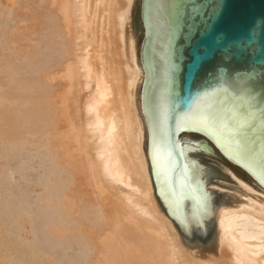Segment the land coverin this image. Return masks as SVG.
Here are the masks:
<instances>
[{"label": "bare ground", "instance_id": "bare-ground-1", "mask_svg": "<svg viewBox=\"0 0 264 264\" xmlns=\"http://www.w3.org/2000/svg\"><path fill=\"white\" fill-rule=\"evenodd\" d=\"M6 1L4 2L6 3ZM28 1L27 3H29ZM44 1L51 7V9L47 8L50 9V12L42 8L45 10V14L48 13V16L45 15L44 17H49L52 23L48 22L51 25H49V31L45 27L46 31H43L48 33L46 36L48 44L51 42L53 48H55L53 53L55 52L54 54L56 55L57 53L59 54V51L61 53L60 57L58 55L60 59L56 58L58 60L54 66L56 64L59 65L56 68L47 66L48 62H46V65L40 62L39 51L34 54L32 44L31 46L29 44L32 48V51L29 50L31 54L26 57L27 60L24 59L27 62L25 66L22 64L24 61L19 56L16 59L19 57L20 61L19 59L18 61L20 63L22 61L23 67L17 61L16 64L21 66L12 68L15 66L14 60L12 59V66L9 61L11 59L9 55L8 57L5 55L6 60L0 61L2 62L0 63V141L4 142L7 140L5 141L6 143L8 142L7 144H27L30 134H34V138L35 135L36 138L39 135L45 141L44 143L50 145V147L48 145V148L52 150L53 160L56 161L58 158V160L60 159L63 162L60 165L64 164V170L60 166H55L53 160L54 164L51 162V177L57 182L55 185L48 187V194L43 190L47 194L43 202L52 199L54 201V198L61 200V202L54 210V213H47L46 217L50 219L49 222L42 224H46L51 229L55 228L57 234L60 233V235L70 233L76 244H79L77 247L87 242L91 246L89 248L93 249V256H91L90 260L88 259L90 262L87 264H176L174 255L181 254L183 256L186 255V252L183 251V248L175 249L174 237L176 236L171 225L172 219L157 195L148 157L149 134L142 109V91L146 74L141 60V49L145 39V26L140 48V65L136 62L132 37L127 39V52L124 50V42L126 40L124 30L125 26L129 25V9L132 0H122L125 5L124 8L120 4L121 0H97V2L94 0L96 2L95 6L99 5L100 17L103 19L101 25L103 24V28L106 29L102 34L103 38H101L105 46V49L101 48V53L104 51L105 53L98 56L97 68L93 66L92 57L88 50L89 42L85 23L88 0H43V3ZM14 2H11L12 5ZM5 8L3 9L2 7V10L5 11ZM0 14L2 15V12ZM44 17L42 16V18ZM28 18L31 19L32 16ZM46 20L48 21V19ZM45 23L47 24V22ZM35 25L37 26V24ZM5 26L8 25L3 24L0 20V37L2 39H5L2 37V34L5 33L3 32L4 28H6ZM36 26L35 28H37ZM43 26L41 27L43 28ZM42 28L39 31L41 30L43 33ZM18 31L17 34L13 35L12 39L20 37L19 41L24 40L26 33H28L27 30L24 31L22 28L19 31L20 35H18ZM45 34L41 35L44 36ZM37 36H39L38 38L41 37L40 34H37ZM73 40L74 43L79 40V43L76 41L79 47V52L76 54L78 56L76 57L74 55L77 53V49H75L74 53ZM25 41L29 43L27 42L28 40ZM42 44L45 45L46 42ZM37 45L36 47L39 46ZM74 45L77 46L76 44ZM3 46L5 45L2 44ZM29 46H26L27 48H24L25 46L22 47L26 51ZM50 48L52 47L48 49ZM18 49L22 50L21 48ZM46 52L48 53V50ZM24 54L27 53L25 52ZM51 57L53 58L52 55L48 56V59L52 60ZM45 58L47 60L46 56ZM50 65L53 64L50 63ZM59 69L61 73L55 74ZM40 76L45 79L50 77L51 80L59 78L68 84L67 88L66 90L63 88L61 92L57 93L59 90L55 91L54 87L48 86L49 84L41 86L42 84L40 85L38 81ZM139 81L140 98L138 105H136L135 89ZM58 86L60 85L58 84ZM79 88H81V91H79ZM83 91L87 92L85 101L83 99L85 94ZM77 92L84 93L82 94L84 101V103L82 102L83 110H80L83 111L81 113L84 114V120L83 123L79 122L80 126L75 121L77 115L79 116L77 109L74 108V106L79 104L78 95L76 96ZM50 102H52V105ZM57 122L64 125L59 130L56 127ZM189 132L194 131L179 132L176 135L175 142L180 144L184 163L186 165L194 163L197 166L207 193L214 222L211 244L206 250L197 248L195 252L199 254V252L206 251L209 255L203 260L207 261L208 264H264V187L255 180L256 184H254L260 189L259 192H261L262 196L258 197L250 186L232 176L236 182L237 193L235 195L237 200L235 199V204L233 206L220 205L214 210L212 194L208 189V180L206 179L204 167L193 156L196 151H203L201 152L203 154H205L204 151L210 152V154L212 152L204 140L198 138L199 142H197L188 139L186 136H188ZM16 140H20V142ZM37 142L40 144V141ZM65 169L68 173L65 172ZM44 181L39 182L43 183ZM37 185L36 183L35 189H40L39 185L42 184L39 183V187ZM88 187H92L95 190L96 196L94 195V198L96 199L94 202L97 201V205H95L99 208L95 209V205L92 206L89 202L87 204L82 203L81 212L79 211L80 213L74 216L73 211L75 213V206L79 203H76V200L79 197H87L88 201H90L91 192L88 191ZM42 189L45 188L43 187ZM42 189L40 192H43ZM40 192L38 191L37 194ZM39 195L41 196V193ZM154 198L162 208L164 215L159 212V207ZM39 201L38 203L40 204L41 202ZM22 202L27 203L26 200ZM7 204L6 190L0 180V264H10L14 258L17 262H20L18 259L22 260V264H52L53 262L49 263L51 260L46 262V258H42L44 253L47 252L49 254L48 250L43 253L38 249L37 245L29 244L24 240L28 238V231L31 232L29 235L34 237L29 226L27 227L29 230L27 229L28 231L26 232V229H22L24 228L22 227L24 226V219H26L24 217L27 216L24 215V210H27L26 206L28 205L25 204L26 206L24 207V204L20 203V212L13 220L12 228L9 229L6 224L8 219L6 214ZM42 209L40 210L42 211ZM153 214L156 215L161 225L153 219ZM172 223L174 222L172 221ZM27 225L29 224L26 223ZM31 225L33 226V224ZM21 230L25 232L22 233L23 236L21 238L24 235H27V238L20 239ZM38 231L40 230L38 229ZM42 231L44 230L42 229ZM44 233L45 238L48 240L49 237H46V234H49L47 232ZM42 235L44 236V234ZM167 237H169V241ZM48 242L50 243V241ZM172 242L173 246L171 245ZM45 243L46 245L49 244ZM62 243L66 244L65 242ZM69 248L70 252H73L75 247L70 245ZM63 249L62 247L61 250ZM68 252L67 254H71ZM82 253H80L82 255L81 259L84 258ZM50 254L52 255V253ZM56 254L54 253V255ZM48 257L47 259H49ZM61 258H56L55 260ZM66 258L68 257L66 256ZM179 259H181L180 256ZM9 260L11 261L9 262ZM84 261L86 262L85 259ZM17 262L13 260L14 264H17ZM177 262L179 261L177 260Z\"/></svg>", "mask_w": 264, "mask_h": 264}, {"label": "water", "instance_id": "water-1", "mask_svg": "<svg viewBox=\"0 0 264 264\" xmlns=\"http://www.w3.org/2000/svg\"><path fill=\"white\" fill-rule=\"evenodd\" d=\"M140 21L143 36L144 26L146 31L142 109L157 195L180 233L204 243L214 225L207 193L175 138L198 132L188 135L264 187V0H143ZM18 163L20 154L9 166ZM41 165L34 169L37 179L44 174ZM16 174L12 169L10 176ZM0 180L4 184L1 173ZM4 189L10 229L25 198ZM33 229V245L46 252ZM70 257L81 264L76 248Z\"/></svg>", "mask_w": 264, "mask_h": 264}, {"label": "rangeland", "instance_id": "rangeland-1", "mask_svg": "<svg viewBox=\"0 0 264 264\" xmlns=\"http://www.w3.org/2000/svg\"><path fill=\"white\" fill-rule=\"evenodd\" d=\"M4 1H6V0H0V12H2V15H1V21L3 22V24H6V25H8V26H5L6 28H4V30H3V32H5L4 34H2V37L3 38H5V39H2L1 37V39H0V45H1V47H0V61H4V60H6V56L8 57V55L11 57V59H9V61H10V63L12 64V66H13V63H14V65L15 66H13L12 68H15L16 66H21L22 64L25 66L26 64H27V62H25V60L24 59H26V57H29V55L31 54V53H29V52H31L32 51V48L34 49L33 50V52H34V54L35 53H37L38 51H39V55H40V58H41V60H40V62H43V63H45V65H46V62H48V64H47V66H50V67H56L57 68V66L59 65V64H56V66H54V64H55V62L57 63V60L58 59H60L59 57L61 56V53H60V51H59V54L57 53V55L56 54H54L53 53V51H55L54 49L55 48H53V44H51V42H50V44H48V42H47V38H46V36H47V32H44L43 30H45L44 29V27L49 31V29H50V24L52 23L51 22V20L49 19V17L48 18H46L48 15V13H46L45 14V10L44 9H47L48 7H49V4H46L47 2L46 1H44V3H43V0L41 1V0H15V2H14V0H7L6 1V3L4 2ZM10 1V2H9ZM16 1H17V3H16ZM24 1V2H23ZM27 1L29 2V3H27ZM32 1V2H31ZM42 3H41V2ZM141 1L142 0H132V3H131V6H130V9H129V25H127V26H125V32H124V34H125V37H126V40H125V42H124V50H125V52H127V39H128V37H132L133 38V40H134V51H135V56H136V62H137V64L138 65H140L139 64V57H140V48H141V44H142V41H143V31H142V25H141V21H140V6H141ZM2 2H4V3H2ZM11 2H14V4L12 5V3ZM40 3V5H39V3ZM46 2V3H45ZM88 2V8L86 9V18H85V23H86V29H87V33H88V38H87V40H88V42H89V46H88V50H89V53H90V56L92 57L91 59H92V61H93V66L94 67H96L97 68V62H98V56L99 55H101V54H103L104 55V53H105V51L103 52V53H101V48L102 49H105V46H104V42L101 40V38H103L102 37V34H103V32H104V30H106L105 28H103V24L101 25V22L103 21V19H102V17H100V9H99V5L98 6H95L96 5V2H97V0H96V2H94V0H88L87 1ZM19 3V4H18ZM32 3V4H31ZM4 4V5H3ZM21 4V5H20ZM25 4V5H24ZM120 4L123 6L122 8H124L125 7V5L123 4V1L121 0L120 1ZM6 5V6H5ZM9 5V6H8ZM15 5V6H14ZM27 5V6H26ZM35 5V6H34ZM38 5V6H37ZM24 6V7H23ZM95 6V7H94ZM102 7H103V5H101ZM2 7H3V9L5 8V7H7V8H5V11L4 10H2ZM29 7V8H28ZM30 7H31V9H30ZM35 7V8H34ZM40 9H39V8ZM11 8V9H10ZM13 8H14V10H13ZM21 8V10H19ZM36 8H38V9H36ZM42 8H44V9H42ZM50 9H51V7H49ZM9 9V10H8ZM29 9V10H28ZM35 9V10H34ZM50 9H47L46 11L47 12H50L49 10ZM26 11V13H25V11ZM28 10V11H27ZM34 13H33V12ZM39 11V12H38ZM52 11V10H51ZM9 12H11L10 14H9ZM21 12V13H20ZM43 12V13H42ZM6 13V14H5ZM17 14V15H16ZM44 14V15H43ZM10 15V16H9ZM21 15V16H20ZM44 17L45 15H47L46 17H44V18H42V16ZM6 16V17H5ZM13 18H12V17ZM20 16V17H19ZM25 16H27V17H29L30 16V18H31V16H32V18L31 19H27V17H25ZM35 16H36V18H35ZM50 16V15H49ZM14 17H16V18H14ZM39 17V18H38ZM19 18V19H18ZM22 18V19H21ZM7 19V21H5V20ZM35 19V20H34ZM42 19V20H41ZM44 19V20H43ZM46 19H48V21L46 20ZM10 20V21H9ZM12 20V21H11ZM18 20V21H17ZM31 20V21H30ZM35 22H34V21ZM50 20V21H49ZM24 21V22H23ZM13 22V23H12ZM15 22V23H14ZM22 22V23H21ZM34 22V23H33ZM45 22H47V24L45 23ZM48 22L50 23V24H48ZM17 23V24H16ZM40 25H39V24ZM43 23H45V24H43ZM27 24V25H26ZM35 24H37V26L35 25ZM42 24V25H41ZM15 25V26H14ZM34 25V26H33ZM43 25H46V26H48V27H46V26H43ZM50 25V26H49ZM23 26V27H22ZM32 26V27H31ZM35 26L37 27V28H35ZM41 26H43V28L41 27ZM17 27H18V29H17ZM24 27H28L27 29L26 28H24ZM31 27V28H30ZM22 28H23V30L25 31V30H27V32L28 33H26L27 35H26V38L24 39V40H22V41H19L20 39V37L18 38V39H16V38H14V39H12V37H13V35H15V34H17V30H19V31H21L22 30ZM42 28V31H43V33L45 34L44 36H42L41 34H43L42 32H41V30L39 31V29H41ZM29 29V30H28ZM36 29H38V30H36ZM15 30V31H14ZM18 31V35H20L19 32ZM31 31V32H30ZM32 31H35V32H33L32 33ZM37 31H38V33H37ZM46 31V30H45ZM40 32V33H39ZM8 33V34H7ZM7 34V35H6ZM37 34H40V38H38L39 36H37ZM7 37H6V36ZM12 35V36H11ZM34 35V36H33ZM36 35V36H35ZM11 36V37H10ZM29 36V37H28ZM9 37V39H7ZM43 37H45L43 40H42V38ZM67 37H68V35H67ZM30 38V39H29ZM38 38V39H37ZM69 38V37H68ZM3 40H4V42H3ZM25 40H28L27 42H29V43H26V41ZM32 40V41H31ZM38 40V41H37ZM41 40V41H40ZM45 40V41H44ZM34 41V42H33ZM40 41V42H39ZM76 41H78V43H79V40H76ZM76 41H75V43H74V40L72 41L73 43H72V47H73V52L75 53V49H77L76 51H77V53H75V55H74V57H76V56H78V55H76V54H78V43H76ZM31 42V43H30ZM46 42V44L44 45V44H42V43H45ZM2 44L3 45H5V46H3L2 47ZM8 44H12L11 45V47H10V45H8ZM14 44V45H13ZM28 44V45H27ZM29 44H30V46H31V44H32V48L29 46ZM39 46H41V45H43V46H41V47H39ZM41 44V45H40ZM74 44H76L77 46H75ZM35 47H34V46ZM36 45L38 46V47H36ZM50 45V46H49ZM52 45V46H51ZM17 46V47H16ZM22 46H25L24 48H27L26 46H29V48L28 49H26V51H25V49H23V47ZM74 46H75V48H74ZM5 47V48H4ZM16 47V48H15ZM47 47V48H46ZM49 47H52V48H50V49H48ZM8 48H12V49H8ZM18 48H21L22 50H20V49H18ZM31 48V49H30ZM13 49H15V50H13ZM39 49H41V50H39ZM44 49V50H43ZM3 50V51H2ZM9 50H12V51H9ZM29 50H31V51H29ZM37 50V51H36ZM46 50H48V53L46 52ZM52 52H50V51ZM6 51V52H5ZM14 51V53H12ZM36 51V52H35ZM27 53V54H24V53ZM45 52V53H44ZM50 52V53H49ZM57 52H58V50H57ZM2 53H4V54H2ZM9 53H12V54H14L13 56H11L12 54H9ZM21 54V55H20ZM3 55V56H2ZM6 55V56H5ZM23 55V56H22ZM24 55H25V57H24ZM43 55H44V57H43ZM53 56V58L55 57V59H53L52 57V60H49L48 59V56ZM54 55H56V56H54ZM58 55H59V57H58ZM17 56H19L20 57V59H22L24 62L22 63V61H21V63L19 62L20 61V59H19V57L16 59V57ZM45 56L47 57V60H46V58H45ZM12 57H14V58H12ZM24 57V58H23ZM56 58H58L57 60H56ZM2 59V60H1ZM14 60V62L12 63V61ZM18 59H19V61H18ZM37 59H39V58H37ZM43 59V60H42ZM16 60V61H15ZM27 60V59H26ZM46 60V61H45ZM56 60V61H55ZM17 61H18V63H20L19 65L18 64H16L17 63ZM45 61V62H44ZM2 62H0V63H2ZM39 62V63H40ZM25 63V64H24ZM50 63L51 64H53V65H50ZM59 63V62H58ZM41 65H42V63H40ZM1 65V64H0ZM23 65H22V67H23ZM29 65V64H28ZM47 66H44V67H47ZM60 70V69H59ZM59 70L57 71V73H55V74H60L61 73V70H60V72H59ZM47 71V70H46ZM50 71V70H49ZM48 71V72H49ZM47 72V73H48ZM43 73V72H42ZM41 73V74H42ZM40 74V75H41ZM39 80V84L41 85V86H47V84H49L48 86H50L51 88H55V91L56 90H59L57 93H59V92H61L62 90H63V88H65L64 90H66V88H67V83L66 82H63V80H61V79H57V80H55V78L53 79V80H51L50 79V77H48V78H41V76L38 78ZM43 81V82H41V81ZM61 80V81H60ZM47 81V82H46ZM50 82H51V84H50ZM53 82H55V83H53ZM57 82H59V83H57ZM52 83H53V86H52ZM58 84L60 85V86H58ZM63 84H64V86H63ZM57 88V89H56ZM58 88H61V89H58ZM81 88H79V91H81L80 90ZM139 89H140V81L138 82V85H137V87H136V105H138V101H139V98H140V96H139ZM84 92V91H83ZM83 92H77V94H76V96H77V100H78V103L80 104H78V106H79V109H78V106H74V108H76L77 110V113L79 114V116L77 115V118L76 119H78V120H76L75 119V121H77L76 123H77V125H81L80 123H83V120H84V114H82L81 112H83V111H80L81 109L83 110V103H84V101H85V97L87 96V92L85 91L84 93L86 94H84ZM82 94H84L83 96H82ZM80 97V98H79ZM82 97H83V99H84V101H83V99H82ZM82 99V100H81ZM81 102V103H80ZM83 102V103H82ZM52 102H50V104H51ZM52 105V104H51ZM80 106H81V108H80ZM80 111V112H79ZM83 116H82V115ZM82 117V119H80L81 117ZM80 122V123H79ZM59 126V127H58ZM62 126H64L63 124L61 125V124H59L58 122H57V128H58V130L60 129V128H62ZM31 135H33L32 136V138H31ZM39 136V135H38ZM38 136H37V138H38ZM56 136V135H55ZM57 137V136H56ZM188 139H190V140H193V141H197V142H199V140H198V138L197 137H194V136H186ZM28 140H29V142L27 143V144H23V143H21V144H7L5 141H7V140H2V141H4V142H1L0 141V147H3V148H1L0 150V173H1V176H2V178L4 179V185H5V187L6 188H8V190H12L13 192H16V194L17 193H19L20 194V197L22 198H25V200H26V202L27 203H24V204H27L28 206H26L27 207V213H28V215L26 216V217H24V218H26V219H28V217H29V219L28 220H26V219H24L25 220V222L26 223H28L29 225H27L26 226V223L24 222V226H22V227H24V228H22V229H26L25 230V232L26 231H28L30 228H31V230H34V229H32V227L33 228H35L36 229V231L38 232V234L40 235V236H43L42 234H44V236H43V238H42V240H44L45 242H47V243H49L48 241H50V243L48 244V245H46V243H45V245H46V251L48 250V253L49 254H47V252L46 253H44L43 255H44V257H42V258H46V262H49V260H51V262H49V263H52V264H59V261H60V264H72L71 263V261H72V258L69 256L70 254H67V251H71L70 250V245H71V247L73 246V247H77V245H79V244H76V242L73 240V237L72 236H70L71 234L69 233H66V235L65 234H61L60 235V233H58L57 234V232L55 231V228H53V229H51V228H49L48 226H46V224L49 222V218L48 217H46L47 216V213L49 212L50 214H52V213H54V210L57 208V206H58V204H60V202H61V200H57V199H55L54 198V201H53V199L52 200H50V201H45V202H43L44 201V199L47 197V194H48V187L49 186H53V185H55V183L57 182V181H55L54 180V178H52L51 177V171H50V169H51V162H55V166H57V167H61V169L62 170H64V164H62V165H60L61 164V160L59 159L58 160V158H57V160L55 161V160H53V156H52V150H50V148H48V143H44L45 141L43 140V139H41V137L39 136V138L37 139L36 138V135H35V138H34V134H30L29 136H28ZM58 138V137H57ZM40 139V140H39ZM47 139H48V137H47ZM55 139V138H54ZM35 140H36V143H35ZM17 142H20V140H16ZM37 141H40V144L37 142ZM42 141V142H41ZM6 143V144H5ZM43 143V144H42ZM39 144V145H38ZM42 144V145H41ZM4 145V146H3ZM38 145V146H37ZM41 145V147H39ZM32 146V147H31ZM43 146V147H42ZM45 146V147H44ZM7 147V148H6ZM49 147H50V145H49ZM44 148V149H43ZM47 148V149H46ZM3 149V150H2ZM37 149V150H36ZM39 149V150H38ZM48 150V151H47ZM39 151V152H38ZM43 151H46V152H44L43 153ZM201 152H203V151H196V152H194L193 153V156L202 164V166L204 167V170H205V173H206V179L208 180V189L211 191V194H212V199H213V209L215 210V208H217V207H220V205H228V206H233L235 203H234V201H236L237 199V196L235 195L237 192H236V182H235V180H234V178L233 177H235L236 179H238V180H240V181H242L243 183H245V184H247L248 186H250L251 188H252V191L258 196V197H262L261 196V192H259V188L251 181V180H249L248 178H246L240 171H238V170H236V169H234V168H231L230 166H228L227 164H225L220 158H218L216 155H214L213 153L212 154H210V152H205L204 151V153L205 154H203V153H201ZM45 153H46V156H45ZM50 153V154H49ZM54 153V152H53ZM18 154H20V163H18L17 165H16V167H14V168H12V169H14V171L17 173L15 176H13V177H11L10 175H11V171H12V169L10 168V166H9V163H10V160L11 159H13V158H15ZM21 155H23V156H21ZM44 155V156H43ZM48 157H49V159H48ZM53 160V161H52ZM3 161V162H2ZM59 161H60V163H59ZM54 162H53V164H54ZM59 163V164H58ZM63 163V162H62ZM40 164H42L41 166H43V172H44V176L43 177H41V179H37L36 178V176L35 175H33V174H35L34 173V169L37 167V166H40ZM58 164V165H57ZM11 169V170H10ZM58 169H60V168H58ZM61 170V171H62ZM62 172H64V171H62ZM65 172L66 173H68L67 172V170L65 169ZM63 173V174H65L66 175V173ZM26 175H33V176H31V177H29V178H27L26 177ZM47 176H49V177H47ZM233 176V177H232ZM47 178V179H46ZM45 180V181H44ZM39 181H44L43 183L42 182H39ZM41 183L42 185H43V187L45 188V189H47V190H45V189H42L43 187H42V185H39V183ZM53 182V183H52ZM36 183L40 186V189L39 188H36L35 189V185H36ZM52 183V184H51ZM8 185V186H7ZM37 185V186H38ZM48 185V186H47ZM31 186H33L32 188H31ZM36 186V187H37ZM38 186V187H39ZM46 186V187H45ZM10 187V188H9ZM42 187V188H41ZM89 189H88V191L89 192H91L90 194H91V196H89V199H90V201H88V198L87 197H79L80 198V200H79V198L76 200V203L77 202H79V203H77L76 204V206H75V213H74V211H73V215L75 216L76 214L78 215L80 212H81V210H82V203L84 204H87L88 202L89 203H91L92 204V206L93 205H97V201L96 202H94V200L96 199V198H94L95 196H96V192H95V190L92 188V187H88ZM41 189H42V191L43 192H40L41 191ZM94 191H93V190ZM17 190V191H16ZM20 190H21V192H20ZM35 191H39L40 193H41V196L39 195L40 193H38L37 194V192L35 193ZM95 192V193H94ZM21 193H22V195H21ZM43 193H44V195H43ZM92 194H93V197H92ZM95 195V196H94ZM254 195V194H253ZM36 196V197H35ZM92 198H94V199H92ZM43 199V200H42ZM87 199V200H86ZM92 199V200H91ZM236 199V200H235ZM40 200V201H39ZM84 200V201H83ZM154 200H155V198H154ZM38 201L39 202H41L40 204L38 203ZM58 202V203H57ZM155 202H156V204L158 205V202H157V200H155ZM46 204H48V205H46ZM51 204H52V206H51ZM54 205V206H53ZM56 205V206H55ZM77 205H79L78 207H77ZM96 205L94 206V207H96ZM39 206V207H38ZM52 207V208H51ZM77 207V208H76ZM158 207H159V212L161 213L162 212V214L164 215V213H163V211H162V208L158 205ZM31 208V209H30ZM42 209V211L40 210V209ZM51 208V209H50ZM97 208H99L98 206L95 208V209H97ZM30 209V210H29ZM39 209V211H37ZM76 209H77V212H76ZM6 211L8 212V210L6 209ZM80 211V212H79ZM41 212H43V213H41ZM20 214H22V213H20ZM23 215V214H22ZM25 215V214H24ZM76 215V216H77ZM40 216V217H39ZM44 216V217H43ZM153 219L155 220V221H157L158 222V218L156 217V215H154L153 214ZM43 217V218H42ZM48 218V219H46V218ZM45 218V219H44ZM41 219H42V221H41ZM45 220H47V221H45ZM28 221V222H27ZM40 221V222H39ZM13 222V221H12ZM42 223H46V224H42ZM31 224H33V226L31 225ZM158 224H159V222H158ZM35 225V226H34ZM42 225V226H41ZM159 225H161V224H159ZM171 225H172V227H173V229H174V231H175V236L176 237H174L175 239H174V245H176L175 246V249H177V248H183V251H185L186 252V255H183V256H181V254H176V255H178V256H176V255H174V260H175V263L176 264H178L179 262H180V264H208V262L207 261H204L203 259H206L205 257H208V253L205 251V252H199V254H197L196 252H195V250L197 249V248H199V249H201V250H206L208 247H209V245L211 244V240H212V237H213V232H214V225H213V232H212V234H211V237H210V239H209V241H207V242H204V243H200V242H193V241H190V240H187L181 233H180V231L178 230V228L176 227V225L174 224V223H172V221H171ZM29 226V229L27 228ZM32 226V227H31ZM41 226V227H40ZM44 227V228H43ZM162 227V226H161ZM45 228H46V230H45ZM28 229V230H27ZM38 229L40 230V231H38ZM42 229L44 230V231H42ZM51 229V230H50ZM22 231V230H21ZM20 231V239H23L24 237L25 238H27V235H24V237L23 238H21L23 235H22V233L24 232V231H22L21 232ZM24 232V233H25ZM33 232V231H32ZM44 232H47L49 235H47L46 234V237H49L48 238V240H47V238H45V233ZM55 232V233H54ZM31 232L30 231H28V238H27V240L26 239H24L26 242H28L29 244H31V243H33L32 241L34 240V237L32 236H30L29 234H30ZM53 233V234H52ZM27 234V233H26ZM33 234V233H32ZM34 235V234H33ZM50 235H51V237H50ZM59 235V236H58ZM68 235V236H67ZM58 236V237H57ZM62 236H63V238H62ZM29 238H31V239H29ZM67 238V239H66ZM62 239V240H61ZM167 239H168V241H169V237H167ZM47 240V241H46ZM71 240H73L72 242H71ZM62 242H65L66 244H64V243H62ZM55 243V244H54ZM58 243V244H57ZM63 245H62V244ZM69 243V244H68ZM87 242H85V243H83V247L82 246H80V247H77L76 249H77V252H80V253H82L83 254V256H84V258H82L81 260V264H87L88 262H90L89 260L91 259V256H93L92 254H93V249L91 248H89V247H91L88 243L86 244ZM51 245V246H50ZM58 245H59V247H58ZM68 245V246H67ZM88 245V246H87ZM171 245L173 246V242L171 243ZM54 247H55V249H57V250H55L54 249ZM58 247V248H57ZM64 248L63 250H61V248ZM82 248H83V250H82ZM65 249H67V250H65ZM79 249V250H78ZM85 249V250H84ZM172 249H173V247H172ZM56 254V255H54V253L52 252V251ZM59 252V253H58ZM68 252V253H69ZM88 252V253H87ZM92 252V253H91ZM50 253H52V255H54L53 257H52V255L50 254ZM71 253V252H70ZM80 253H78V254H80ZM88 255H87V254ZM91 254V255H90ZM174 254V253H173ZM41 255V254H40ZM43 255H41V256H43ZM45 255H46V257H45ZM51 255V256H50ZM58 255H60V257H58ZM49 256V257H48ZM64 258H63V257ZM66 256L68 257V258H66ZM81 257H82V255H80ZM89 256V257H88ZM179 256H180V258L181 259H179ZM47 257L49 258V259H47ZM54 257H56L57 259L58 258H61V259H59V260H55L54 259ZM86 257V258H85ZM88 257V258H87ZM21 258V257H20ZM51 258V259H50ZM12 259H13V257H12ZM11 259V260H12ZM53 259V260H52ZM71 259V261H69ZM84 259L86 260V262L84 261ZM89 259V260H88ZM11 260H9V262L11 261ZM14 261H16L17 262V260L14 258L13 259ZM13 260L11 261L12 263H13ZM177 260L179 261V262H177ZM18 261H20V262H17V264L19 263V264H22V260H20V259H18ZM55 261H57V262H55ZM67 261V262H66ZM10 262V264H12ZM68 262H70V263H68ZM84 262V263H83ZM15 263V262H14ZM13 263V264H14Z\"/></svg>", "mask_w": 264, "mask_h": 264}]
</instances>
